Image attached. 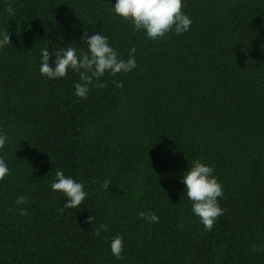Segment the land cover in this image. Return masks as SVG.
Masks as SVG:
<instances>
[{
	"label": "trees",
	"instance_id": "trees-1",
	"mask_svg": "<svg viewBox=\"0 0 264 264\" xmlns=\"http://www.w3.org/2000/svg\"><path fill=\"white\" fill-rule=\"evenodd\" d=\"M115 3L0 0L11 39L0 49V264H264V0H184L190 29L156 40ZM85 31L124 60L134 47L137 67L106 72L83 99L78 73L49 79L40 66L45 48L87 51ZM196 160L223 187L211 231L182 182ZM57 170L84 185L79 207L52 190ZM118 235L124 259L111 253Z\"/></svg>",
	"mask_w": 264,
	"mask_h": 264
},
{
	"label": "clouds",
	"instance_id": "clouds-1",
	"mask_svg": "<svg viewBox=\"0 0 264 264\" xmlns=\"http://www.w3.org/2000/svg\"><path fill=\"white\" fill-rule=\"evenodd\" d=\"M184 0H116L114 5L115 13L134 25V30H145L149 39L156 40L164 38L168 33L174 31L177 35L187 32L193 21L183 11ZM9 15H14L11 5L7 9ZM0 49L11 45L10 33L8 30L0 32ZM87 51L78 50L73 46L60 48L59 51L50 52L48 48L42 50L40 66L41 75L49 79L66 78L68 72L74 71L79 74L80 82L74 85L76 96L86 99L90 91V85L104 87L101 84H94L110 72L112 76L124 72H131L137 67L133 47L128 60L120 58V54L109 45L108 37L101 34L88 35L83 33ZM55 56V67L50 65L51 58ZM117 88L123 87L122 81L114 80ZM8 141L6 133L0 131V150L5 147ZM214 169L196 160L183 177L182 182L186 185V196L192 202V212L199 217L204 228L211 231L216 220L224 214L218 198L223 196V187L218 179L213 176ZM10 175V170L5 160L0 157V181ZM110 180L102 183V188L108 190ZM53 191L62 192L68 199L63 205L65 208H77L87 197L84 185L70 177H66L62 170L56 171V180L51 184ZM27 203V197L20 196L16 200L17 205ZM22 215H27L26 209H19ZM139 218L147 219L151 223H157L159 217L152 212L141 211ZM95 217L89 216V223H93ZM107 231V225H100L94 229V234L99 236L101 231ZM123 237L118 235L111 242V253L117 259H124Z\"/></svg>",
	"mask_w": 264,
	"mask_h": 264
}]
</instances>
